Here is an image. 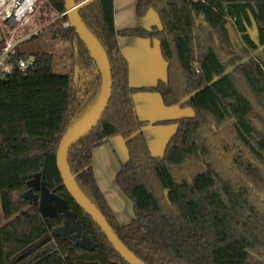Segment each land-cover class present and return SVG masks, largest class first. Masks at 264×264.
Listing matches in <instances>:
<instances>
[{"label": "trees", "instance_id": "trees-1", "mask_svg": "<svg viewBox=\"0 0 264 264\" xmlns=\"http://www.w3.org/2000/svg\"><path fill=\"white\" fill-rule=\"evenodd\" d=\"M76 2H84L80 15L108 55L113 82L100 122L67 156L83 192L147 264H259L252 251L264 252V0H138L137 14L153 9L160 27L121 30L114 0ZM43 3L55 15L66 10L65 0H41L37 16ZM61 19L30 39L71 42V73L54 72L55 54L36 51L34 67L0 79V264H15L48 234L54 249L29 264H129L73 199L57 167L63 135L95 104L102 83L86 44ZM119 35L157 39L166 80L131 85ZM152 92L166 106L193 111L155 122L177 124L160 156L150 150L134 101L136 93ZM117 135L127 159L115 179L133 208L126 224L93 167L94 148ZM40 186L59 211L45 210ZM66 213L77 237L59 231Z\"/></svg>", "mask_w": 264, "mask_h": 264}, {"label": "crops", "instance_id": "crops-1", "mask_svg": "<svg viewBox=\"0 0 264 264\" xmlns=\"http://www.w3.org/2000/svg\"><path fill=\"white\" fill-rule=\"evenodd\" d=\"M137 2L138 0H114V22L117 30L136 27L150 28L153 25L160 27V19L159 17L156 18L154 16L155 13L152 9L147 11V16H145L146 14L144 15L145 17L138 16L136 11ZM118 42L121 51L127 57L129 62V82L131 85L151 86L156 84L159 80H166L167 63L161 53L159 41L157 39L149 40L137 36L119 35ZM134 101L139 118L147 121V124L143 128V132L152 154L155 156L163 155L166 144L176 131L177 124L175 122H155L162 120H174L184 116H190L193 111L191 108L185 110L170 109V107L179 106H166L162 101L161 95L157 92L136 93ZM154 131L158 132V138L154 139L150 137V134L152 136ZM106 144L97 146L93 150L94 172L99 187L103 190V193L105 197H107V200L119 222L121 224H126L129 222L128 220H130L131 214L128 215L121 210L119 211L118 209H115L113 202L110 197L107 196L101 183V178L103 176L101 164L104 163L105 165L107 163L110 171H112L114 165L113 158L109 150L104 148ZM49 235L54 242L51 234H48L44 239L49 237ZM37 245H39V243ZM30 251L31 249L24 255L28 254ZM34 257L35 255H32V257H30L25 264H29L34 261Z\"/></svg>", "mask_w": 264, "mask_h": 264}, {"label": "water", "instance_id": "water-1", "mask_svg": "<svg viewBox=\"0 0 264 264\" xmlns=\"http://www.w3.org/2000/svg\"><path fill=\"white\" fill-rule=\"evenodd\" d=\"M80 6L81 3H77L76 0H65L67 17L71 26L75 28L76 33L84 41L91 56L94 58L99 67L102 76L101 91L95 104L63 135L56 156L57 167L68 192L71 194L73 199L93 218L94 222L101 227L109 242L114 246L115 250L120 253L121 257L129 264H147L132 250H130L117 236L105 215L83 192L67 163V156L72 146L89 134L100 122L111 98L113 87L112 69L108 55L98 38L83 21L79 12ZM25 196L31 197V193H27ZM34 199H39V195L36 194ZM66 217L69 222L66 221L65 225L71 226L72 224L74 227L75 222L71 219V216L66 213ZM77 236L78 234L73 235V237ZM81 236L83 237V242L85 243L86 240H88L87 236L85 234H81Z\"/></svg>", "mask_w": 264, "mask_h": 264}, {"label": "rangeland", "instance_id": "rangeland-1", "mask_svg": "<svg viewBox=\"0 0 264 264\" xmlns=\"http://www.w3.org/2000/svg\"><path fill=\"white\" fill-rule=\"evenodd\" d=\"M84 2L81 3L83 4ZM152 11L155 13L154 16L158 18L156 12L153 9ZM145 16H147V13ZM145 16L143 15V17ZM50 17L56 18L57 14L55 15V13L52 10H50L47 6H45L43 3L42 9L40 10V16L39 14L37 16L36 13L35 21L33 20L30 24L22 28L21 30L22 34L31 32L35 29H39L44 24L49 22L47 20H49ZM250 32L253 36L256 35L254 28H251ZM18 35H20V32H18ZM72 48L73 46L71 42L62 41L58 38L56 40H53L50 38L49 35H44V34L40 36H36L33 39H24L23 42H21L20 44V49L24 51L26 55L33 56L32 53L36 51L37 52L45 51V52L54 53L55 62L53 65V71L59 74L71 73L72 66H71L70 53L72 51ZM170 109L185 110V109H190V107L184 108L179 106V107H170ZM158 136L159 134L156 131L152 133V136L150 134V137L154 139L158 138ZM104 148H107L109 150L113 158L114 165L112 171H110L107 163L105 165L104 163L101 164V168L103 172L101 183L103 185V188L107 196L110 197L111 201L113 202L115 209L116 210L118 209L119 211L121 210L122 212L128 215L131 214L130 220H128L131 221L133 217L132 202L120 189L115 179L116 173L119 169L120 161H125L127 158V150L124 144V139L120 135L114 136L111 139V141L104 146ZM39 188H41V191L44 193V189L41 186ZM41 202L42 205L45 207L46 211H50V210L59 211V208H61V207L58 208L56 201L51 198L49 193H44V196L41 198ZM74 230L77 229H73V231ZM54 246L55 244L52 241L51 236L49 235V237L39 242V245L34 246L28 254L24 255L22 258H19V260H17L15 264H25L26 261L30 257H32V255H35L34 259H36L40 257L43 253H46L47 251L54 249ZM252 258L259 264H264V252L260 250L252 251Z\"/></svg>", "mask_w": 264, "mask_h": 264}, {"label": "built area", "instance_id": "built-area-1", "mask_svg": "<svg viewBox=\"0 0 264 264\" xmlns=\"http://www.w3.org/2000/svg\"><path fill=\"white\" fill-rule=\"evenodd\" d=\"M40 2L41 0H0V79L8 78L15 71H27L36 65L34 57L22 53L20 49L24 39L38 35L43 27L59 18H62L63 26H71L65 10L39 29L22 34V28L35 21Z\"/></svg>", "mask_w": 264, "mask_h": 264}, {"label": "flooded vegetation", "instance_id": "flooded-vegetation-1", "mask_svg": "<svg viewBox=\"0 0 264 264\" xmlns=\"http://www.w3.org/2000/svg\"><path fill=\"white\" fill-rule=\"evenodd\" d=\"M41 189V188H40ZM43 193V192H42ZM31 199H34V196L31 195ZM69 222L68 219H65L64 223L65 222ZM74 228L73 225L71 224V226H67V225H63L62 227L59 228V231L63 234V235H69L71 236V234H74V231H72ZM75 235V234H74Z\"/></svg>", "mask_w": 264, "mask_h": 264}]
</instances>
